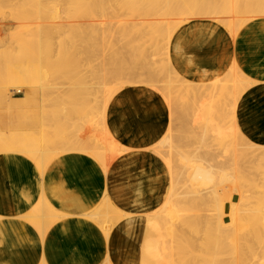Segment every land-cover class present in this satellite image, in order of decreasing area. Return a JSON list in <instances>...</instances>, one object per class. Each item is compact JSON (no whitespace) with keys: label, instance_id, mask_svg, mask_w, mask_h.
<instances>
[{"label":"bare ground","instance_id":"6f19581e","mask_svg":"<svg viewBox=\"0 0 264 264\" xmlns=\"http://www.w3.org/2000/svg\"><path fill=\"white\" fill-rule=\"evenodd\" d=\"M87 1L88 0H64V4H62V7L58 10L59 11H61V10L65 11L66 9L67 10L72 9V11H71V13H72L74 10L73 8H78V12H80V9H79L80 6L85 4ZM94 1H95V4H93ZM49 2H50V0H0V10H2L3 7H7V6H9L11 8L12 7L15 8V12L13 9L12 10L13 13H11V15L13 14L15 16L14 18L19 20L18 22L23 21L25 23V22H27V21H25L26 19L20 20V18L21 19L25 18V17L21 16L25 10V6L27 7V9H29V7L32 8L34 6L37 9L38 13L41 15L43 12L42 11L43 9H45L44 14H46L47 11L48 12L50 11V8L48 9L49 5L46 6V4H48ZM106 2L108 3V5L105 7V5L107 4ZM28 3L29 4L31 3V6ZM87 3H88V5L93 4L94 7L97 5L96 10H94L95 13H98L100 11L99 8L101 9L100 14L103 13L102 15H104L106 13L105 16H102V17H105V18L107 17V20L109 21L107 28L109 27V29H110V24H112V23L115 24L114 22L117 23V20L119 18L120 19L123 18V17L121 18V16H122L121 11H123V10H125L124 12L126 14L123 12L125 15H127L128 17H130L129 15H131V17L133 15L132 18L135 20L138 19L137 16L138 17L140 16V19H142V15H144V16L147 15L146 17H148L149 16L148 14H150V16L152 15V17L149 16L150 18H153L156 14H158L156 17H154L156 20H157V18L159 19L158 16H160V14L161 15L163 14L160 17L163 19H164V17L167 18L166 15H169L168 17L173 16V18H176L177 14L182 15V16H186V17L188 16L189 18L184 17V19H182L183 17L181 16L180 21L173 20L172 17H171L172 18L171 20L167 19L168 21L164 19L163 20L164 22L167 21V23H163L165 25H161L159 20H158L159 23L155 20L157 27L154 26L155 21L153 22V20L151 19L152 20L151 24L154 23V25H152V26H154L153 28L154 29L156 28L155 30L158 31L160 34H162L161 35L162 37L160 36L161 38H159L157 40V44L155 43L156 46L153 44V41H155V40L152 39V43L150 40L146 41L147 44L150 42L149 47H148V45H147V47L149 50H150V47L151 48L153 47L152 50L154 51V53L158 52L160 50L161 52L163 51V53L167 55V58L165 59V60H167L166 61L167 66H166V63L164 62L162 65V68L166 67L165 69H163V72L167 69L166 71L168 74L167 73L166 74H167V77L168 76L169 77L167 78L165 76L166 74H163L162 71H161L162 73H160V74H162V76L163 75L164 76H163V78L162 77L161 78L162 79L165 78L166 80H162V79H161L162 81L161 80H157V81L154 80L151 77V76H154V75H152L153 73L152 74L148 73V74H150L149 75L150 77H147V75L145 73H147L149 71L148 67H150V64L152 62L150 60L152 58L149 57V54L153 55L154 53L153 54L151 53L152 50L150 52L147 51L146 46H144L146 49L144 47H143L144 48L143 49L141 46V50L139 49L140 51L138 50V52H137L136 50L138 48H140V45L133 52V49H131V45H130L131 40H130V41H128V44L130 46H129V48L128 47L127 48L131 49L132 52L129 50V52L131 53L130 54L128 51H127V53L125 51V54L128 56H129V54L133 56V53H134L133 59L129 58L130 61L131 60L134 61V58L137 54L143 55V56L137 55L138 56L137 60L139 58V60L142 59L143 61H145L144 55H146V56L148 55V57L146 59H149L148 60L149 66L148 65H147V67L145 66L146 69L148 70L147 72H146L145 67L143 66V68L145 69V73H143V72L142 73L140 72L139 74L129 73V71L126 70L127 69L126 67L125 68L122 67L124 65H122L121 67L120 66L114 67L111 63H110L112 65L111 69H106V65L100 64V66H98V71H96V72L92 71L93 74H94V72L96 74V76H94L95 80H100V82H98L97 84L95 82V86H93L94 89L91 86L92 87L91 90L93 92L90 91V93L94 94L95 91L97 90V92H98L97 95H95L96 93L94 95H95V99L97 98L96 99L97 103H98L97 105H99V100L101 99L100 100L101 106L98 107L96 105L98 107V108L96 107V109L98 110V111L96 110V112H98V114H99V115L97 114L99 118L95 114L96 115L95 117H97V119H98L95 122L96 124L95 123L92 124L90 121L91 119L89 121L91 123L90 127H92L93 130L96 126L95 129H97V131L99 133L103 134L101 139H99L98 136H97V139L95 138L97 134L95 135V137L92 136L93 138H95L96 140H98L100 142V143L98 142V144H97V145L100 144V146H101L100 150L98 149L99 151L95 150V149H97L96 148L97 145H93V144L96 142V140L92 139V137H89L90 141H88L89 138H87V140H83L84 136L82 139L81 138L79 139L78 136H80V134H82L81 132L83 131L82 129H84V128H80V130L79 129L77 130V128H79V127L76 128L75 123L74 124L70 123L71 125H69V124L67 125L66 123H64V127L62 128L63 124L61 123V125H57V123L59 124V121L57 120L56 123L54 122V124L56 125L55 127L58 129L61 128L63 130V132L61 129L58 130L59 132L55 131L56 128H54L55 129L54 131L57 132V134H56L57 137H58V135H60L59 140L63 139V141L62 142L61 141H55L54 139H57L56 137L54 139H53V137H51V139H53L54 142L50 138H49L50 142L48 141V137H49L48 132L51 130H49V128H47V127H51V126H48L49 124L51 125V123H50V122H52L51 118H53V120L57 119V118H55V116L58 117V115L60 113H62L64 116V112H66L67 110L69 111L67 106H70L69 107L70 110L75 108V107L71 106L72 100H70V99L73 97L72 95H75V93L79 97V90L82 91L83 90L82 86H84L83 85L84 84L83 79H85L87 77V76L86 77L84 76L85 78H83L81 80L82 84H79L80 82H77L78 83V84L76 83L77 86L76 85L72 86L73 90L72 89L71 90L75 91L74 94H72L73 93L72 92L71 95H69V94H67V92L66 93L63 92L62 93L63 97L59 96L60 99L56 98L57 101L55 99V102H53V105L47 106L48 108L44 107V109H43V107L41 106L40 100H38L39 102L37 104H36L37 101L35 102L33 100V102L35 104L34 106L35 107L38 106L37 107L38 114H41V120L40 121L38 120L40 125L37 124V122L35 121L36 119L33 121V123H34L33 125L30 124V122L28 123L29 120L26 121V124H28V126L30 124L32 127L35 125H36L35 127H37L39 125L40 133L37 131L39 133L38 136L40 134L43 135L42 136L43 138L45 136L44 140H42V138L40 136L41 141H38V139H36V138H35V141H34V139H31L33 141L26 142V143L24 141H19L17 143V145L11 146L10 149L7 150V152L5 151L3 153V151L0 150V155L16 152V153L23 154L26 157L28 156L32 161H34L33 158L34 159L36 158L34 156H37V155H38V157H39V155H40V157L44 156V158L42 159L40 166L38 168V171L41 172L42 179L46 178V172H47L46 170H47L48 166L53 161H55L56 159L65 155L68 152H79V153L86 154V155L90 156L93 160L97 161L101 165L102 169H105V171L108 173L111 170L110 168L112 165V161L117 159V157H119V155L123 154L122 153L123 151L127 150L126 147H124L123 145L121 146L116 141V139L114 137L115 134L113 133L112 130H110V128L108 126V113H109L108 112V106L111 103V101L113 100L114 96L116 94H118L120 89L124 88L125 86H129L132 84L135 85V83H139V82L145 83L146 85L149 84L148 87L151 86V87L155 88L156 90H159L163 93V95L166 98V101L169 105L170 121H169V125L167 127V131L158 140L154 141V144H152L151 149L157 155H159V156L161 155L163 157V160L165 161L166 166L168 167L171 175L169 176V179H170L168 182L169 187L166 189V192L163 194L164 199H163L162 203L159 204L157 208H155L154 210H152L149 213H146L145 216L141 217V220L137 224L139 227V230H138L139 235L136 238V243L139 244V247L137 250L136 264H264V215L263 216L261 215V212L262 211L264 212V209L262 211H260V205L264 204L263 203L264 199L260 196H256V192H255V191H261L263 193L264 189L262 188L260 190V189L255 187L256 184H259V186H260V183L262 184V182H259V183L255 182L256 183L255 185L253 184L254 183L253 182L252 184L254 185V187L257 190H252L253 187H252L250 178H247V179H250L249 180L250 182H248V183H245L246 178H245V181L243 180L244 181L243 183L241 181L242 175L240 176V172H241V170H240L241 165L240 164L242 163L243 156L245 155V151H243V150L245 148L246 149L248 148L246 143H248V142L253 143V142L251 140H249L248 137L244 134L243 128L241 127V124L239 122L240 117L238 116V113H239V107L238 106H239V101L242 97V93H244L246 90H248L251 87L253 88L255 85L261 84V82L258 80H255V79H251L252 77L245 74V72L239 68L237 61H235V58H233V57H231L229 60L227 59L224 62H220L221 65L219 67L215 68L214 72H212V73H208V71H206L204 69V74L201 75V78L197 82L188 81V80L184 79L182 76H180L179 72H176V70H175V68L171 62V59H170V54H171V56L174 55V57L176 58V57L180 56L182 54V51L184 50V46H185L184 41L185 40L183 37H177L175 42L172 41L174 36H175L176 31L179 28L177 26H180V24H184V21L189 22L190 18L194 19V17H196V16L200 17L201 15H203L202 17H205V15L208 17V15H209V18H210V16H213V14L214 15L218 14V13L221 14V11H223L222 14H224V12L227 11L228 13H230L229 15L235 14V16H237V19H236L234 25L230 26V29L228 28L230 33H232L233 38H235L236 35L239 33V30H241L248 22L252 21V19L264 17V0H108V1L107 0H98V3L96 0H93L91 3H90V1H88ZM13 4H14V6H13ZM26 4H28L29 6H27ZM119 5L124 6L125 9L123 8L121 10L120 7L122 8V6H119ZM83 6H85V5H83ZM83 6H81V7H83ZM89 7H91V6H89ZM107 7H109V11L105 12V10H107L106 9ZM35 8H34V10H35ZM92 8H93V6L91 7V10H92ZM46 9H47V11H46ZM87 9H88V7L85 10L87 11ZM97 9L99 11H97ZM3 11L4 10H2V12ZM51 11H52V13L50 15H52V16L54 15L55 17H56V14L58 16H59V14H61L60 12L58 14L57 10L51 9ZM31 12H32V10H31ZM35 12L36 11H34V14L36 15L37 12L36 13ZM164 12H165V16H164ZM81 13L82 12H80V14L78 13L79 14L78 16H80ZM119 13H121V14H119ZM153 13H155V15ZM89 14H91L90 11H89ZM100 14L99 15L97 14V15L99 17H101ZM54 16L52 18H54ZM58 16H57V18H54L55 20L57 19L56 22L54 19L53 20L51 19L53 22H55V24L52 23V21L51 22L46 21V19H44L43 21L42 20L38 21V24H37V22L36 23L34 22V24L37 25L38 31L36 30V27L34 29H32L34 26H32V28H29V26L31 27V25L28 26L26 33H27V31H29L28 29H31L29 31V33L32 32L34 35H36L35 31H37L38 36L41 37V34H42V40H41V38L39 39L38 36L36 35L37 40L35 39L33 41L31 39L30 41H32L33 45L31 43L32 46L27 47V48L30 47L31 49H27V50H24L21 47V44H23V43L19 40L20 41V47L22 50L20 49L19 53L13 54V55H17L18 59L16 57H14L11 54V52L9 53V51L5 50V52L4 51H1L2 53L0 52L1 58H2V55H5L4 53L8 52V54L5 55V59L8 57V60H9L8 61L9 64L6 65L4 63L5 66H3V64L2 65L0 64L1 65L0 71L2 72L3 71L2 69H6V70L8 69V71L5 70V73H4L5 78L7 76L6 81L8 83L14 81L17 84H19L18 85L19 87L17 89L16 88L15 89H13V88L8 89L9 92H10V90H12L15 93H21L20 89L22 87L27 88V86H30L31 91H33L32 94L35 93L34 91L37 88L38 93L41 92L42 95L44 94V97L46 94H48V95H46L47 97H45V98L43 97V99L49 98V96H50L49 91L54 88L50 84L53 80L50 78L51 82H49L48 80H50V79H48V77H45L44 79L41 78V76L39 77L38 75H36V71H38L40 68L48 67V66H45L43 64L48 63L50 61V59H52L53 54H54V59L56 58L57 53L56 54L53 53L54 50L52 49L53 50L52 51L50 47L48 49L47 48L48 44L45 47L44 43L47 42V40H46L47 37H43V34L49 33V29L50 30L55 29L56 31H58L59 29H61L62 25L65 27V25L63 24L65 22V19L60 20L61 22H63L61 25L56 24V23H58V20H59ZM64 16H65V14H64ZM224 16L226 17L227 15L224 14ZM33 17H34V15H33ZM134 17H136V18H134ZM146 17H145V19H147ZM30 18H31V16H30ZM50 18H51V16H50ZM62 18H63V16H62ZM65 18H67V17H65ZM76 18L78 19V17H76ZM177 18L179 20L178 16H177ZM211 18H213V17H211ZM220 18H223V16ZM79 19L81 20V17H79ZM100 19H102V18H100ZM223 19H225V18H223ZM47 20H49V19H47ZM231 20L233 21V18L230 19L229 22ZM139 21H140V23L138 21H135L136 25H134V26H132L134 24L133 23L134 21H131L132 23L129 22L131 24L129 28L136 31V29L138 28V25H139V27L141 26V28L137 29L138 33L137 32L135 33V31L133 32L132 30H130V32L132 31L134 34L132 32H131V34H133V35L142 34V37H140V40L142 41V40H145V39H143L144 35L146 36V34H145L146 32H143L144 28L146 27V21H144L145 25H143V24L141 25L142 21L141 20H139ZM147 21H149V20L147 19ZM224 21H221V23L225 24V22L227 20L225 22ZM232 21H231V24H233ZM74 22L75 21L73 20L72 23L74 24ZM161 22H162V20H161ZM217 22H218V20H217ZM84 23H83V25H84ZM73 24H72V26H73ZM78 24L80 25V23H78ZM1 25L2 24H0V26ZM67 25H68V23H67ZM76 25H77V22H76ZM104 25H105V23H104ZM148 25H150L149 22H147V26ZM226 25L228 26V24H226ZM115 26H116V24H115ZM142 26H143V28H142ZM152 26H151V30H152ZM64 27H62V28L64 29ZM118 27L119 26H117V28ZM124 28L128 29V27H124ZM147 28L148 27H146L145 30H147ZM167 28H168V30H167ZM1 29H2V27H1ZM22 29H23V25H22ZM77 29H79V26ZM91 29H93V28H91ZM113 29H115V27ZM141 29H143L142 32H141ZM173 29H174V31H169V30H173ZM105 30H106L105 31V33H106L107 29H105ZM115 30H112V29L109 30V32L112 34V36L115 35V32H116ZM119 30H120V28L117 31H119ZM149 30H150V28H149ZM43 31H46V32L43 33ZM70 31L72 32V30H70ZM112 31H114V32H112ZM63 32L65 33V31H63ZM75 32H77V34H78V30H76ZM98 32H100V30ZM102 32H100V34H104ZM120 32H121V30H120ZM149 32L152 33V31H149ZM149 32H148V34H149ZM68 33L69 32H67V34ZM113 33H114V35H113ZM122 33H123V30H122ZM33 34L31 35L32 37L34 36ZM81 34H83V36H85L86 33L84 34V31H83V32H81ZM51 35H52V33L50 34V36ZM79 35H80V33L78 34V36ZM139 35H138V37H139ZM31 36H29V37H31ZM69 36H71V34H69ZM59 37H60V35H59ZM61 37H63V36L61 35ZM61 37H60V39H61ZM74 37H72V38L74 39ZM100 37H102V36H100ZM33 38H35V36ZM63 38H65V36ZM86 38H87L86 36L83 38L79 37L80 40H83V39L85 40ZM133 38H132V41L134 40ZM44 39H45V42H44ZM50 39L52 42V38H50ZM79 39L76 38L74 40V41H76V44H78L76 46L78 52H76V50H75L74 52H76V53L74 55L77 54L78 57H81L80 53H82L84 55V53L85 52L87 53L89 49H88V46L85 44H83V45L86 47V49L84 46H81L80 44H82L83 41L80 43ZM137 40H139V39H137ZM48 41H49V37H48ZM68 41H67V43H68ZM120 41L121 40H119L118 42H120ZM69 42L71 43V40ZM70 43H68L69 47L71 46ZM106 43H109V41L107 40ZM141 43H144V41ZM73 44H75V43H73ZM132 45H133V42H132ZM2 46H3V44H2ZM134 46L137 47L136 43ZM51 47H53V46H51ZM64 47H66V45H64ZM69 47H67L68 50L70 49ZM81 47H84V50L83 51L81 50L82 52L79 53V48H81ZM11 48H13V47H11ZM127 48H125V49L127 50ZM47 49H48V51H50L49 52L50 55L48 52H46ZM60 49L62 52V48H60ZM67 49H65V50H67ZM12 50H15V48H13ZM57 50H58V48H57ZM92 50H94V49H92ZM92 50H89V51L91 52ZM100 50H101V47H100ZM142 50H145L147 53L148 52L149 53L145 54V51H142ZM25 52H26V54H25ZM61 52H59L60 54L58 53L60 57H57V58L62 59L63 64L65 62L67 64L66 59L69 56H67V57L63 56L64 52H66V51H64L63 54H61ZM69 52H70V50H69ZM72 52H73V49H72ZM72 52H70V54ZM139 52L142 54H139ZM78 53L80 56L78 55ZM118 53L119 52H117V54ZM159 53L158 54L156 53V54L159 56ZM93 54H95V53H93ZM119 54H120L119 56L122 59L116 55L115 58H117V60H113L115 63L117 62L116 64H119L118 61H120V60H118V59H121L124 61L123 57L125 56V54H122L121 52ZM18 55H22V56L19 57ZM27 55H29V56L27 57ZM157 55H155V56H157ZM11 56L16 58L17 59L16 61L18 63L16 61H15V63L12 62L15 59H13ZM89 57L90 56L88 55V58ZM140 57H142V58H140ZM162 57L163 56L161 54V58ZM57 58L55 60L58 64L59 59H57ZM125 58L128 59V57H126V56H125ZM47 59H49V61H47ZM74 59L75 58H72L73 61L76 60V59L75 60ZM64 60H66V61H64ZM10 61H11L12 65L10 64ZM52 61H50V63H54V65H55L56 64L55 61H53V62ZM158 61H161V60H158ZM5 62H6V60H5ZM8 62H6V63H8ZM69 62H71L70 63L71 66L74 63L72 61H69ZM131 62H126V60L124 61V63H127L126 65H128L129 67L131 64H133ZM157 63H156V65H157ZM160 63L161 62H159V64ZM61 64H60V66L63 65V64L62 65ZM80 64H81V62L79 63V65ZM161 64L158 66V68L156 66H154V69H152L153 66L150 67V70L155 72L154 73L155 76L157 74L159 76L158 70H162V69H160ZM107 65H109V64L107 63ZM134 65L135 64H133V66L132 65L131 66L133 68H135ZM141 65H143L142 62L140 63L139 67H141ZM152 65H153V62H152ZM71 66H67L66 68H64L65 65H63V68L66 70L68 67H70V69H71L72 68ZM73 66H75V67H73L72 69H75V70H72V69L67 70V72L71 73V75L69 77H71V76L74 77V75H73L74 72L76 71L75 72V74H76L77 70L79 69V68L76 69V65L73 64ZM132 67H130L131 71H132ZM140 70H142V69H140ZM60 71L62 72V70H60ZM58 74H59V72H58ZM79 74H81V72ZM1 75H2V73H0V77H1ZM91 75L92 74H90V76ZM144 75L147 78L146 77L145 78H143V77L139 78V76L141 77ZM76 76H77V74L75 75V77L73 79L74 84L76 82L75 81ZM158 76H157V78H159ZM133 77H135V78H133ZM136 77H138V79ZM2 78L4 79V77H2ZM54 78H55V76H54ZM60 78H62V77H60ZM71 79L69 78V80H71ZM92 80H94V79H92ZM6 81H5V84L7 83ZM88 81H87V83H88ZM1 87H3L2 84H1ZM7 88H11V86L7 85ZM98 88L101 92L98 91ZM3 89H5V88H3ZM71 90L69 92H71ZM76 90H78V91H76ZM52 91H51L52 93L56 92V91L54 92V90H52ZM84 92L88 93V91L84 90L83 94H84ZM101 93H102V95H101L102 97L100 99H98V97L100 96ZM2 94L4 95L3 96L4 98L10 99V101L13 104L20 102V101L15 100V96H11V94L7 95V94H4V92ZM26 94H27V92H26ZM32 94H30V95L32 96ZM80 94H82V92ZM87 95L89 98H90V96L92 97L91 94L90 95L87 94ZM218 95H221V97L220 96L218 97ZM29 97H28V101L31 98V97L30 98ZM83 97H86V96H83ZM88 97H87V99L86 98L84 99L85 100L84 102H87V103H84V102L83 103L90 105L89 103H91L93 98H90V100H91L90 101ZM36 99H38V98L36 97ZM68 100H70V103ZM87 100H89V102ZM67 103H69V104H67ZM31 104H30V107H31ZM84 104L82 107L79 108L80 110L84 107ZM90 106H92V105H90ZM51 108H53V110ZM33 111L36 112L35 109ZM35 112H34V114L32 113L33 116L36 115ZM86 112H87V114H90V112L88 113V110ZM66 113H68V112H66ZM78 114H80V113H78ZM19 115L16 116L17 119H19L18 118ZM20 116L23 119V117H22L23 114H21ZM88 116H89L88 118H90V115H88ZM10 118H11V120H10ZM10 118L8 117L5 120V124H7L6 127L4 126L5 128L4 127L0 128V143L6 139L7 135L11 131L15 130L16 124L13 123L14 117H13V119H12V117H10ZM47 118L50 119L51 121L47 120ZM44 119H46L47 121ZM72 119L73 118H71V120ZM62 120H60V122H62ZM10 121H12V122H10ZM45 121H46V123H45ZM66 121H68V120L66 119ZM94 121H92V122H94ZM87 122H88V120H87ZM21 124L24 125L23 128L28 130L27 125L25 127V122H23ZM65 125L68 126V129L66 128ZM79 125H81V124H78V126ZM93 125H94V128H93ZM11 127H12V129H11ZM69 127L72 128V130H70ZM51 129H53V128L51 127ZM69 130L71 132V136L69 135V133H70V132H68ZM44 131H46L45 134H44ZM64 131H65V133H64ZM97 131H95V132H97ZM7 132H9V133H7ZM29 132H30V130H29ZM33 132H34V130H33ZM27 133H28V131H27ZM20 134H22V136H23L26 134V132L24 133L22 131ZM61 134L63 136L66 134V136H65L66 139H65V137L62 138L63 136L61 137ZM46 135H47V137H46ZM67 135L69 137H67ZM29 136H30L29 138H31L32 135H29ZM50 136H51V134H50ZM26 137H24V139L26 138V140H27L28 136H26ZM75 137H77V139H74ZM86 137L87 136H85V139H86ZM64 139H65V141H64ZM45 140H47V142H45ZM78 140H80V142ZM91 140H94L95 142L93 141L94 143L92 144ZM243 142H246V143L243 144ZM255 144L257 147L254 144L251 147L248 143V146H250V148H252L251 151L253 149L255 150V151L253 150L254 152H250V153H252V156H251V158L249 156V159H248L249 163L246 161L245 158L244 159L247 162V164H250L249 167H251V165H253V167H256V168L258 167V169H261L260 172L257 171L258 169L256 170L259 173V174L256 173V175L257 176L261 175L262 180H263L264 179V170H262V169H264V145H260L257 143H255ZM242 145H244L243 150H242ZM93 146H95V148H93ZM250 148H248V149H250ZM242 151L244 153V154L242 153L243 156L241 155ZM248 153H249V150H248ZM41 155H43V156H41ZM244 164L246 165L245 162H244ZM247 167H248V165H247ZM249 167H248V170H249ZM248 170H247V173H246V169H245V171H244V169L242 171L245 172L244 174L250 175V173H248ZM169 171H168V174H169ZM252 173H254V172H252ZM255 179L256 178L254 177V180ZM258 179H259V177H257V180ZM249 183H250L252 189L250 188ZM143 186L149 187V185H147L145 183V181H141V184H140L141 195H144V193H145ZM261 186H263V184ZM150 191H152V189ZM257 195H259V194H257ZM235 197L237 198V201H232ZM101 198H102V200H100L98 202L94 201L93 203H91L89 206V209H87L85 211V213H83L81 216L88 218L91 222L95 223L97 226H99L101 228V230H102L101 241H102L103 245H106V247H109L112 230L115 228V226L119 222L124 220V218L128 217V214L116 206V204L114 203V201L112 199L111 192L109 193L107 189L104 191V195H102ZM224 201H226V203L229 206L228 210H227V206L225 204H222V202H224ZM33 209H38V211L40 210V213L38 215H33L32 213H29L25 218L29 219L30 223L34 224V226L39 228L41 230V233L43 236L46 235L48 230H50L51 225H53V224L54 225L55 224L60 225L65 229L67 227H71V228L74 227L75 229H78V230L80 229L79 228L80 227L79 226V224H80L79 213L77 212L73 216V219H70V217H72V216L65 214L64 212H61L58 209H56V207L51 203L48 196L44 192L40 197L39 204H37V206ZM261 209H262V207H261ZM32 211H34V210H32ZM258 212H260V216L258 215ZM224 219H226L227 222H223ZM10 224H12V220H9V222H7V221L3 220V218L0 216V229L4 226L10 225ZM186 231L190 232L191 234L193 233V235L188 236V233ZM88 232L90 234L93 233L91 228L88 230ZM190 233H189V235H190ZM194 236H195V238H194ZM42 240H43V242L45 241V239H42ZM40 264H41V262H40ZM42 264H48V263L46 262V260H44V262L42 261ZM103 264H116V261L114 259H112L111 257H109V254H108L106 257V260Z\"/></svg>","mask_w":264,"mask_h":264},{"label":"crops","instance_id":"0c3cea01","mask_svg":"<svg viewBox=\"0 0 264 264\" xmlns=\"http://www.w3.org/2000/svg\"><path fill=\"white\" fill-rule=\"evenodd\" d=\"M177 37L185 40L182 54L172 56V64L179 74L202 75L204 69L212 73L220 62L233 57L245 74L261 82L255 85L239 111L247 133L261 134L264 130V17L252 19L233 39L215 24L203 20L184 24L172 41ZM21 99L24 98L15 97L17 101ZM108 112L110 130L127 149L108 173L90 156L68 152L48 166L46 178L42 179L28 156L16 152L0 155V216L7 222L12 220V224L0 229V264H42L44 260L48 264H103L108 254L116 264H136L137 224L162 203L169 187L167 167L151 149L166 131L168 113L161 97L145 89L124 91L112 101ZM141 181L149 185L143 186L144 195H141ZM106 189L116 206L128 214L112 230L109 247L101 241V228L81 216L91 203L102 200ZM43 192L56 209L71 215L70 219L79 213V230L53 224L43 236L25 218L39 204Z\"/></svg>","mask_w":264,"mask_h":264},{"label":"rangeland","instance_id":"374dc122","mask_svg":"<svg viewBox=\"0 0 264 264\" xmlns=\"http://www.w3.org/2000/svg\"><path fill=\"white\" fill-rule=\"evenodd\" d=\"M88 1H90V3L93 1V0H88ZM87 1V2H88ZM97 1V3H98V0H96ZM108 1V0H107ZM85 3V4H83V5H85V6H83V5H81V6H83V7H81L80 6V12H82L81 13V15L80 16H78L79 14H80V12H78V8H73L74 10H73V12L71 13V11H72V9L71 10H65V11H63V10H61V11H59L58 9H60L61 7H62V4H64V0H50V2L48 3V4H46V6L47 5H49V7H48V9L50 8V11L48 12L47 11V9H46V14H44L45 12V9H43L42 11V14L40 15L39 13H38V11H37V9L33 6L32 8H30L29 7V9H27V7L25 6V10H24V12H23V14L21 15V16H23V17H25L24 19H21L20 18V20H25V21H27V22H23V21H20V22H18L19 20L18 19H16V18H14L15 16L13 15H11V13H13V9H14V12H15V8H11V7H9V6H7V7H3V9L2 10H4L3 12H2V10H0V24H2L1 26H0V52L1 51H4L5 52V50L6 51H9V53L11 52V54L13 55L14 53H19V51H20V49H21V47L24 49V50H27V49H31L30 47L33 45V43H32V41H30L31 39L34 41L35 39H36V35H37V31H38V28H37V25H35L34 24V22L36 23L37 22V24H38V21H43L44 19H46V21H52L54 18H57V14H56V17L54 16V18H52L53 16L52 15H50L51 13H52V11H51V9H53V10H57V12H58V14H59V12L61 13V14H59V16H58V23H56V24H58V25H61L63 22H61L60 20L62 19V20H64L65 19V22L63 23L64 25H65V27L62 25L61 26V29H59L58 31H56L55 29L54 30H50L49 29V33L51 34L52 33V35L50 36V34L49 33H44V32H46V31H43V37H47V42H45V39H44V44H45V47H46V45L48 46L47 48L49 49V47L51 48V50L53 51V53H57L56 54V58L57 57H60L59 56V52H61V49L60 48H62V52H61V54H63V52L64 51H66V52H64V55L63 56H69V57H67V64H66V62L63 64V60L62 59H60V58H57V59H59L58 61H59V65L57 64V62H56V58L54 59V54H53V57H52V59H50V61H55V65H54V63H50V61H49V59H47V61H49L48 63H44L43 65H45V66H48V67H46V68H44L43 66V68H40L38 71H36V75H38L39 77L41 76V78H45V77H48V79H52L53 81L51 82V79L50 80H48L49 82H51L50 84L54 87L52 90H54V92L55 93H52L53 91L52 90H50L49 92V98L47 99H43V97H44V94L42 95V93L41 92H39L38 93V90H37V88H36V90L34 91L35 93L34 94H32L33 93V91H31V87L30 86H27V88L26 87H22L20 90H21V93H15L14 91H12V90H10V92H9V90L8 89H17L19 86V84H17L16 82H14V81H12V82H10V83H8L7 81H6V78H7V76H6V78H5V70L6 69H2L3 71L1 72L0 71V73H2V75H1V77H0V128H3L4 126L6 127V125L7 124H5V120L9 117H12V119H13V117H14V119H13V123L14 124H16L14 127H15V130L14 131H11L10 133L9 132H7V133H9L8 135H7V137H6V139L5 140H3L0 144V150H2L3 151V153L6 151L7 152V150H9L10 149V147L11 146H15V145H17V143L19 142V141H24L25 143L26 142H31V141H33V140H31V139H34V141H35V138L36 139H38V141H41L40 140V136H41V138H42V140H44V138H45V136H44V138L42 137L43 135H39L38 136V134L40 133V128H39V125H40V123H39V121L41 120V114H38V112H37V107H35L34 105V102H33V100L36 102V104L39 102L38 100H40V103H41V106L43 107V109H44V107H47V106H51V105H53V102H55V99L56 98H58V99H60L59 98V96L60 97H63L62 95V93L63 92H67V94H69V95H71V93L72 94H74V92L75 91H72L73 89V87L72 86H77V82H80L79 84H82V82H81V80L83 79V78H85L86 76L88 77H86L85 79H83L84 81H83V85L84 86H82L81 88L83 89L82 91L81 90H79V97H78V95L75 93V95H72L71 97V99L70 100H72V104H71V106H73V107H75V108H73V109H71L70 110V106H67V108L69 109V111L67 110L66 112H68V113H66V112H64V116H63V114L62 113H60L59 115H58V117L57 116H55V118H57V119H55V120H53V118H51V120H52V122H50L51 120L50 119H48L47 118V120H50L49 122L51 123V125L49 124L48 126H51L53 129H51V127H47V128H49V130H51V131H49L48 132V134H49V137H48V141H49V138L51 139V137H53V139L56 137L57 139H54L55 141H63V139L62 140H59V137H60V135H58V137L56 136V134H57V132H59L58 130H60L61 128H56L55 126V124H54V122L56 123L57 122V120L59 121V124L57 123V125H61V123L63 124V126H62V128L64 127V123H66L67 125L69 124V125H71L70 123H72V124H74L75 123V125H76V128L77 127H79V128H77V130L79 129L80 130V128H84V129H82L83 131L81 132L82 134H80V136H78L79 137V139L81 138H83V136H84V138H83V140H87V138H89V137H95V135H96V139H97V136H98V138L99 139H101L102 138V135L103 134H101V133H99L98 131H97V129H95L96 128V126H95V128H94V125H93V128H94V130L95 131H97V132H95L93 129H92V127H90L91 126V123L92 124H94L95 122H96V120H98L97 119V117H98V112H96V107L98 106H101L100 105V98L102 97L101 95H102V93L100 94V96L98 97V99H100L99 100V105H97L98 103H97V98L95 99V95H97V90L95 91V95L93 94V93H90V91H92L91 89H92V87L93 86H95V82H96V84L98 83V82H100V80H95L94 78H92L93 76H96V74H95V72L96 71H98V66H100V64L101 65H106V69H111L112 68V65L115 67V66H122V65H124V66H122V67H126L127 69L126 70H128L129 71V73H134V74H139L140 72L142 73H145V69H146V67H147V65L149 66V62H148V60L149 59H146L147 57H148V55L146 56V55H144L145 56V58H144V60L146 61H143L142 59L141 60H139V58H138V60H137V57L138 56H143V55H136L135 56V58H134V61L133 60H131L130 61V59H133V56H134V53H133V56L132 55H130L131 53L129 52V50L132 52V50L131 49H133V52H134V50H136L138 47H139V45H140V48H138L136 51L138 52V50L140 49L141 50V46H142V48L144 47V46H146V50L147 51H151L152 50V48L150 47V50L148 49V47H149V43L147 44V42L146 41H148V40H150L151 41V43H152V39L153 40H155V41H153V44L155 45V43L157 44V40L159 39V38H161L162 36V34H160L158 31H156L153 27L154 26H156L157 24H156V21L158 22V20H159V22H160V24L161 25H165V24H163V23H167V21L168 20H171L172 18H173V16H170V17H168L169 15H166L167 16V18H165L164 17V19L165 20H167L166 22H164L163 20V18H160L162 15L160 14V16H158L159 17V19L157 18V20L154 18V17H156L158 14H156L155 15V13H153L155 16L153 17V18H150V17H152V15L150 16V14H148L149 16L148 17H146V16H144V15H142V19H140V16L138 17L137 16V18L139 19V20H141L142 22H141V25L143 24V25H145L144 23V21H146V27H148L147 28V30H145V28H144V30L143 29H141V32H142V30H143V32H146L145 34H146V36L144 35V37H143V39H145V40H140V37H142V34H138L139 35V37H138V35H133L134 33V31L135 30H132V29H130L129 27H130V23L129 22H131V21H134L133 23V25L132 26H134V25H136V23H135V21H138L139 23H140V21L137 19V20H135V19H133L132 17H133V15H132V17H131V15H129L130 17H128L127 15H125L126 13L124 12L125 10H123V11H121L122 12V16H121V18L122 19H118L117 20V23L116 22H114L115 24H116V26H115V24H110V29H112V30H115L116 32H115V35H114V33H113V35L114 36H112V34L109 32V27L107 28V25H108V20H107V17L105 18V17H102V16H105V14L104 15H102V14H100L101 13V9L99 8V10L97 9V11H99L98 13H95L94 12V10H96V6L94 7V5L93 4H95V1L93 2V4L91 5V4H89L88 5V3ZM107 3V2H106ZM105 3V4H106ZM19 4V3H18ZM29 4V3H28ZM28 4H26L27 6H31V3L28 5ZM16 5V4H15ZM108 5V3L105 5V7ZM13 6H14V4H13ZM89 6H93V8H92V10H91V7H89ZM119 6H122V5H119ZM118 6V7H119ZM88 7V9H87V11L85 10L86 8ZM34 8H35V10H34ZM83 8V9H82ZM125 9V7L124 6H122V8L120 7V9L122 10V9ZM6 9V10H5ZM107 10H105V12H107V11H109V7H107L106 8ZM118 9V8H117ZM116 9V10H117ZM119 9V10H120ZM222 9V8H221ZM28 10V11H27ZM31 10H32V12H31ZM39 10V9H38ZM84 10V11H83ZM111 10V9H110ZM118 10V11H119ZM12 11V12H11ZM34 11H36L35 13H36V15L34 14ZM89 11H90V13L91 14H89ZM92 11V12H91ZM117 11V12H118ZM29 12V13H28ZM79 14H78V13ZM120 12V11H119ZM125 14H124V13ZM31 13V14H30ZM33 13V14H32ZM67 13V14H66ZM88 13V14H87ZM177 13V12H176ZM223 13V11H221V14L220 13H218V14H213V16H210V18H209V15H208V17L205 15V17H202L203 15H201L200 17H198V16H196V17H194V19L193 18H190V21L189 22H191V21H195V20H203V21H208V22H210V23H212L213 25L215 24V26L216 27H219V28H221L224 32H226V34H228L231 38H233V35H232V33H230V31L228 30V28L230 29V26H232V25H234V23H235V21H236V19H237V16H235V14H231V15H229L230 13H228L227 11L226 12H224V14H226L227 16L225 17L224 16V14H222ZM228 13V14H227ZM64 14H65V16H64ZM86 14V15H85ZM100 14V16L101 17H99L98 15ZM119 14H121V13H119ZM33 15H34V17H33ZM93 15V16H92ZM30 16H31V18H30ZM50 16H51V18H50ZM62 16H63V18H62ZM98 16V17H97ZM127 16V17H126ZM136 16V15H135ZM164 16H165V12H164ZM176 16V15H175ZM177 16L179 17V20H178V18H177ZM177 16H176V18H173V20H177V21H180V17L182 16V15H179V14H177ZM223 16V18H225L228 22H229V20L230 19H232L233 18V21H232V23L233 24H231V21L228 23L225 19H223V18H220V17H222ZM233 16V17H232ZM22 17V18H23ZM65 17H67V18H65ZM71 17V18H70ZM76 17H78V19L76 18ZM79 17H81V20L79 19ZM90 17V18H89ZM145 17L149 20V21H147V19H145ZM172 17V18H171ZM183 18L182 19H184V17L185 18H189L188 16L186 17V16H182ZM211 17H213V18H211ZM18 18V17H17ZM43 18V19H42ZM73 18V19H72ZM96 18V19H95ZM98 18V19H97ZM100 18H102V19H100ZM126 18V19H125ZM132 18V19H131ZM134 18H136V17H134ZM150 18V19H149ZM205 18V19H204ZM47 19H49V20H47ZM52 19V20H51ZM67 19V20H66ZM104 19V20H103ZM106 19V20H105ZM125 19V20H124ZM153 20V22L155 21V25H154V23L153 24H151L152 23V20ZM220 19V20H219ZM223 19V20H222ZM55 20V19H54ZM57 20V19H56ZM56 20H55V22H56ZM75 21L74 22V24L72 23V21ZM84 20V21H83ZM161 20H162V22H161ZM217 20H218V22H217ZM227 22H225V21ZM70 21V22H69ZM80 21V22H79ZM99 21V22H98ZM119 21V22H118ZM126 21V22H125ZM221 21H224L225 22V24L223 23H221ZM4 22V23H3ZM55 22H53L52 21V23H54L55 24ZM76 22H77V25H76ZM85 22V23H84ZM88 22V23H87ZM103 22V23H102ZM121 22V23H120ZM147 22H149L150 23V25L152 26V25H154V26H152V30H151V26L150 25H148L147 26ZM158 22V23H159ZM189 22H186V21H184V24H187V23H189ZM31 23V24H30ZM67 23H68V25H67ZM78 23H80V25L78 24ZM83 23H84V25H83ZM104 23H105V25H104ZM107 23V24H106ZM132 23V22H131ZM138 23V24H139ZM183 23V22H182ZM71 24V25H70ZM72 24H73V26H72ZM118 24V25H117ZM159 24V25H160ZM184 24H180V26H177V27H181V26H183ZM221 24V25H220ZM226 24H228V26L226 25ZM22 25H23V29H22ZM29 25H31V27L29 26ZM70 25V26H69ZM112 25V26H111ZM127 25V26H126ZM129 25V26H128ZM226 25V26H225ZM28 26H29V28H32V26H34L32 29H34L35 27H36V30L37 31H35L36 33V35H34L32 32V34L35 36V38H33L31 35V33H29V31L31 30V29H28L29 31H27V33H26V30H27V28H28ZM78 26H79V29H77L78 28ZM82 26V27H81ZM106 28H105V27ZM117 26H119L118 28H117ZM123 26V27H122ZM131 26V27H132ZM1 27H2V29H1ZM26 27V28H25ZM62 27H64V29L62 28ZM70 27V28H69ZM107 29V32L105 33V29ZM115 27V29H113ZM124 27H128V29H126V28H124ZM157 27V26H156ZM176 27V28H177ZM90 28V29H89ZM91 28H93V29H91ZM99 28V29H98ZM120 28V30H121V32H120V30L119 31H117L118 29ZM138 28H141V26L139 27V25H138ZM137 28V29H138ZM142 28H143V26H142ZM149 28H150V30H149ZM175 28V29H176ZM178 28V29H179ZM63 29V30H62ZM137 29H136V31H135V33L137 32ZM154 29V30H153ZM62 30V31H61ZM69 30V31H68ZM70 30H72V32L70 31ZM76 30H78V34L80 33V35L78 36V34H77V32H75ZM84 31V34H85V36L88 38H86L85 40L83 39V40H80L79 39V37L81 38H83V37H85V36H83V34H81V32H83ZM96 30V31H95ZM100 30V32H102V33H104V34H100V32H98ZM122 30H123V33H122ZM126 30V31H125ZM130 30H132L131 32L133 33V34H131V32H130ZM167 30H168V28H167ZM63 31H65V33L67 34V32H69L67 35L63 32ZM130 33H129V32ZM149 31H152V33L151 32H149ZM169 31H174V29L173 30H169ZM12 32V33H11ZM54 32V33H53ZM77 34H75V33ZM110 34H109V33ZM112 32H114V31H112ZM140 32V31H139ZM140 32V33H141ZM148 32H149V34H148ZM154 32V33H153ZM156 32V33H155ZM110 35H108V34ZM118 33V34H117ZM138 33V32H137ZM64 34V35H63ZM69 34H71V36H69ZM98 34V35H97ZM121 34V35H120ZM125 34V35H124ZM152 34V35H151ZM45 35V36H44ZM59 35H60V37H61V35L64 37L65 36V38H63V37H61V39H60V37H59ZM75 37H74V36ZM148 35V36H147ZM27 36V37H26ZM29 36H31V37H29ZM38 36V35H37ZM100 36H102V37H100ZM116 36V37H115ZM154 36V37H153ZM161 36V37H160ZM48 37H49V41H48ZM72 37H74V39L72 38ZM98 37V38H97ZM119 37V38H118ZM134 37V38H133ZM137 37V38H136ZM38 38L40 39L41 38V40H42V34H41V37L40 36H38ZM50 38H52V42H51V39ZM69 38V39H68ZM79 39L78 41L81 43L82 41H83V43L82 44H80L81 46H84L83 44H85V45H87L88 46V49L89 50H92V49H94V50H92L91 52L88 50V52L86 53H84V55L82 54V53H80V52H82L83 50H84V47H81V48H79V53H80V55H81V57H78L77 56V54L76 55H74L76 52H78L77 51V45L78 44H76V41H74L75 39ZM132 38L134 39L133 41H132ZM148 38V39H147ZM38 39V40H39ZM97 39V40H96ZM105 39V40H104ZM110 39V40H109ZM121 40L120 42H118L119 40ZM124 39V40H123ZM136 39V40H135ZM137 39H139V40H137ZM142 39V38H141ZM12 40V41H11ZM24 44H21V47H20V41ZM37 40V39H36ZM69 40H71V43L68 41V43H70V47H69V44L67 43V41ZM104 40V41H103ZM109 41V43H106V41ZM112 40V41H111ZM117 40V41H116ZM133 42V45H132V42ZM3 41V42H2ZM26 41V42H25ZM73 41V42H72ZM95 41V42H94ZM128 41H130V45H131V49H128L129 48V44H128ZM137 41V42H136ZM144 41V43H141V42H143ZM13 42V43H12ZM78 42V43H79ZM85 42V43H84ZM92 42V43H91ZM118 42V43H117ZM31 43H32V45H31ZM52 43V44H51ZM73 43H75V44H73ZM116 43V44H115ZM135 43H136V46L137 47H135L134 45H135ZM2 44H3V46H2ZM89 44V45H88ZM94 44V45H93ZM96 44V45H95ZM123 44V45H122ZM15 45V46H14ZM64 45H66V47H64ZM75 45V46H74ZM147 45H148V47H147ZM28 46H30L29 48H27ZM51 46H53V47H51ZM60 48H59V47ZM123 48H121V47ZM135 48H134V47ZM156 46V45H155ZM11 47H13V48H15V50H12L13 48H11ZM56 49H55V48ZM64 47V48H63ZM67 47H69L70 49V52H72V49H73V52L70 54V52H69V50L67 49ZM96 47V48H95ZM100 47H101V50H100ZM128 47V48H127ZM57 48H58V50H57ZM72 48V49H71ZM106 48V49H105ZM125 48H127V50L125 49ZM143 48V49H144ZM48 49L46 50V52H50V51H48ZM65 49H67V50H65ZM85 49H86V47H85ZM22 50V49H21ZM56 50V51H55ZM76 50V52H74ZM82 50V51H81ZM120 50V51H119ZM139 50V51H140ZM29 51V50H28ZM68 51V52H67ZM100 51V52H99ZM125 51H126V53H127V51L130 53H128L129 54V56L128 55H126L125 54ZM142 51H145V50H142ZM3 52V53H4ZM32 52V51H31ZM108 52V53H107ZM117 52H121L122 54H125V56L126 57H128V59H126L125 58V56L123 57V59H124V61L126 60V62H131V63H133V64H135L134 65V67L135 68H133L132 66H133V64H129L130 65V67H132V71H131V68L128 66V65H126L127 63H124V61L123 60H121L122 58L119 56L120 54L118 53L117 54ZM136 52V53H137ZM148 52V53H149ZM160 52V53H159ZM2 53V52H1ZM30 53V52H29ZM59 53V54H58ZM79 53H78V55H79ZM93 53H95V54H93ZM101 53V54H100ZM135 53V54H136ZM144 53V52H143ZM146 51H145V54H148ZM151 53L153 54L154 53V51L152 50L151 51ZM159 53V56L157 55V54ZM5 55L6 54H8V52L7 53H4ZM10 54V55H11ZM25 54H26V52H25ZM90 56L89 58H88V55ZM98 54V55H97ZM121 54V55H122ZM139 54H142V53H140L139 52ZM157 55V56H155V55ZM153 55H151V54H149V57L150 58H152V59H150L152 62H153V65H152V62H151V64H150V67H152V69H154V66H156L157 68H158V66L161 64V68L160 69H162V70H158L159 71V76H158V74L155 76V72H153V71H151L150 70V67H148V70L146 69V75H147V77H150L149 75L150 74H152V75H154V76H151L154 80H161L162 78H163V76H162V74H160V73H162L163 72V69H165V68H162V65H163V63L165 62L166 63V61L167 60H165L166 58H167V55L166 54H164L163 53V51L161 52L160 50L158 51V52H155ZM161 54H162V58H161ZM2 55V54H1ZM5 55H2V58L0 57V64L2 65L3 64V66H5V64L7 65V64H9V60H8V57L5 59ZM49 55H50V53H49ZM71 55V56H70ZM75 57H74V56ZM79 55V56H80ZM87 55V56H86ZM116 55L117 56H119L121 59H118V60H120V61H118L119 62V64H116L113 60H117V58H115L116 57ZM14 57H16L17 59H18V57H17V55H13ZM19 57L20 56H22V55H18ZM29 55H27V57H28ZM153 56V57H152ZM166 56V57H165ZM12 57V56H11ZM14 57H12L13 59H15V60H13L12 62H14L15 63V61L17 60L16 58H14ZM23 58V57H22ZM72 58H75L74 60L75 61H73L72 60ZM79 58V59H78ZM113 58V59H112ZM115 58V59H114ZM130 58V59H129ZM140 58H142V57H140ZM164 58V59H163ZM10 59V58H9ZM29 59V58H28ZM64 59V58H63ZM70 59V60H69ZM136 59V60H135ZM170 59H171V62H172V56H171V54H170ZM5 60H6V62H8V63H6L5 62ZM66 60H64V61H66ZM79 62H78V61ZM84 60V61H83ZM158 60H161V61H158ZM22 61V60H21ZM52 61V62H53ZM69 61H72V62H74L73 64L74 65H76V69H78L77 70V76H76V82H75V84H74V77H75V72H74V77L73 76H71V77H69L70 75H71V73L70 72H67V70L68 69H70V67H68L66 70L64 69V68H66L67 66H71L70 65V63L71 62H69ZM142 62V64L143 65H141V67H139L140 66V63ZM17 62V61H16ZM35 62V61H34ZM81 62V66L79 65V63ZM89 62V63H88ZM148 62V63H147ZM158 62V63H157ZM159 62H161L160 64H159ZM5 63V64H4ZM18 63V62H17ZM16 63V64H17ZM65 65V67L63 68V65ZM107 63L109 64V65H107ZM112 65H111V64ZM114 63V64H113ZM122 63V64H121ZM156 63H157V65H156ZM10 64L12 65V63H11V61H10ZM60 64L62 65V66H60ZM73 64H72V68L73 67H75V66H73ZM116 64V65H115ZM1 65H0V67H1ZM52 65V66H51ZM67 65V66H66ZM83 65V66H82ZM165 65V64H164ZM60 66V67H59ZM97 66V67H96ZM143 66L145 67V69L143 68ZM166 66H167V63H166ZM94 69H93V68ZM119 67V68H120ZM164 67V66H163ZM63 68V69H62ZM71 68V69H72ZM118 68V69H119ZM42 69V70H41ZM56 69V70H55ZM70 69V70H71ZM81 69V70H80ZM140 69H142V70H140ZM60 70H62V72L60 71ZM72 70H75V69H72ZM156 70V69H155ZM167 70V69H166ZM165 70V71H166ZM6 71H8V69L6 70ZM55 71V72H54ZM92 71H95L94 72V74L92 73ZM151 71V72H150ZM157 71V72H158ZM162 71V72H161ZM163 72V74H166L167 73V71L166 72ZM58 72H59V74H58ZM64 72V73H63ZM73 72V71H72ZM81 72V74H79ZM85 73V74H84ZM148 73H150V74H148ZM68 74V75H67ZM90 74H92L91 76H90ZM168 74V73H167ZM167 74L165 75L166 77H167ZM54 76H55V78H54ZM57 76V77H56ZM59 76V77H58ZM65 76V77H64ZM85 76V77H84ZM157 76L160 78H157ZM180 76H182L184 79H186V80H188V81H194V82H197L200 78H201V74H196V75H182V74H180ZM2 77H4V79L2 78ZM60 77H62V78H60ZM71 79V80H69V78ZM79 77V78H78ZM145 78L146 76L144 75V76H139V78ZM146 77V78H147ZM155 77V78H154ZM162 77V78H161ZM169 77V76H168ZM167 77V78H168ZM67 78V79H66ZM94 79V80H92V79ZM133 78H135V77H133ZM137 79H138V77H136ZM79 79V80H78ZM86 80V81H85ZM89 80V81H88ZM162 80H166L165 78L164 79H162ZM161 80V81H162ZM3 81V82H2ZM5 81L7 82L6 84H5ZM87 81H88V83H87ZM136 81V80H135ZM19 82V81H18ZM48 82V83H49ZM93 82V83H92ZM77 83V84H76ZM87 83V84H86ZM1 84H2V86L3 87H1ZM16 84V85H15ZM56 86H54V85ZM100 84V83H99ZM137 84V85H136ZM162 84V83H161ZM7 85L8 86H11V88H7ZM146 84L145 83H135V85L134 84H132V85H129V86H125L124 88H122V89H120V91H119V93L118 94H116L115 96H114V98H113V100H115L117 97H119L124 91H126V90H131V91H141L142 92V90L143 89H145L147 92H151V93H153V94H155L156 96H160L161 97V99L163 100V102H164V104H165V107H166V110H167V120H168V123H167V127H168V125H169V121H170V110H169V105H168V103H167V101H166V98L164 97V95H163V93L161 92V91H159V90H156L155 88H153V87H148L149 86V84H147L146 86H145ZM79 86V85H78ZM92 86V87H91ZM30 87V88H29ZM255 87V86H254ZM254 87L252 88H249L248 90H246L244 93H242V97H241V99H240V101H239V111H240V105L243 103V101L245 100V99H247L248 97H250V95H251V92L254 90ZM3 88H5V89H3ZM85 88V89H84ZM96 88V87H95ZM101 88V87H100ZM3 89V90H2ZM72 89V90H71ZM78 89V88H77ZM80 89V88H79ZM93 89H94V87H93ZM97 89V88H96ZM2 90V91H1ZM71 90V92H69ZM75 90V89H74ZM88 91V93H86V92H84V94H83V91ZM52 91V92H51ZM58 91V92H57ZM76 91H78V90H76ZM98 91H100L99 90V88H98ZM4 92V94H11V96H15V97H23L24 99H21V100H19L20 102L19 103H16V104H13L11 101H10V99H8V98H4L3 96V93ZM12 92V93H11ZM26 92H27V94H26ZM82 92V94H80ZM93 92V91H92ZM101 92V91H100ZM29 94V95H28ZM30 94H32V96L30 95ZM87 94H93L92 95V97L90 96V98H93V100L91 101L90 100V98L88 97V95ZM36 95V96H35ZM46 95H48V94H46ZM45 95V97H47ZM253 95V94H252ZM27 96V97H26ZM31 98H30V97ZM83 96H86V97H83ZM221 97V95H218V97ZM253 96H255V95H253ZM28 97L30 98L29 99V101H28ZM35 97V98H34ZM36 97L38 98V99H36ZM44 97V98H45ZM87 97L89 98V100L91 101V103H89L90 105H92V106H90V105H88V104H84V103H87V102H84L85 100V98L87 99ZM41 98V99H40ZM79 98V99H78ZM32 99V100H31ZM36 99V100H35ZM44 101H43V100ZM2 100V101H1ZM70 100H68L69 101V103H70ZM78 100V101H77ZM89 100H87L88 102H89ZM112 100V101H113ZM43 101V102H42ZM56 101H57V99H56ZM112 101H111V103H112ZM84 102V103H83ZM94 102V103H93ZM96 102V103H95ZM102 102V101H101ZM32 103V104H31ZM69 103H67V104H69ZM84 104V109L82 108L81 110L79 109L80 107H82L83 106V104ZM110 103V104H111ZM11 106H10V105ZM27 104V105H26ZM30 104H31V107H30ZM109 104V105H110ZM26 105V106H25ZM87 105V106H86ZM97 105V106H96ZM55 106V105H54ZM53 107V106H52ZM97 107V108H98ZM48 108V107H47ZM46 108V109H47ZM108 108H109V106H108ZM32 109V110H31ZM36 110V112L35 111H33V110ZM42 109V108H41ZM52 110H53V108H51ZM50 109V110H51ZM88 110V113L90 112V114H87V111ZM98 111V110H97ZM23 114V119L21 118V114ZM27 112V113H26ZM34 112L36 113V115H34L33 116V114H34ZM33 113V114H32ZM78 113H80V114H78ZM20 114V115H19ZM27 114V115H26ZM82 114V115H81ZM84 114V115H83ZM97 115V117H95L96 115ZM239 114L240 113H238V116H239ZM17 115H19V119H17ZM40 115V116H39ZM62 115V116H61ZM88 115H90V118H88L89 116ZM30 116V117H29ZM51 116V115H50ZM60 116V117H59ZM80 116V117H79ZM83 116V117H82ZM85 116V117H84ZM92 116V117H91ZM67 117V118H66ZM240 117V116H239ZM34 118V119H33ZM63 120H62V119ZM71 118H73L72 120H71ZM85 118V119H84ZM95 120H93V119ZM96 118V119H95ZM99 118V117H98ZM36 119V120H35ZM66 119L68 120V121H66ZM70 119V120H69ZM75 119V120H74ZM91 119V120H90ZM10 120H11V118H10ZM15 120V121H14ZM18 120V121H17ZM29 120V121H28ZM36 121L37 122V124H39L37 127H35V126H31L30 124H34L33 123V121ZM39 120V121H38ZM44 120H46V119H44ZM46 120V121H47ZM60 120H62V122H60ZM87 120H88V122H87ZM91 121V123H90V121ZM9 121V120H8ZM26 121H28V123L30 122V124H29V126H28V124H26ZM46 121H45V123H46ZM75 121V122H74ZM82 121V122H81ZM92 121H94V122H92ZM10 122H12V121H10ZM23 122H25V127H26V125H27V128H28V130L27 129H25V128H23L24 127V125L23 124H21V123H23ZM35 122V123H36ZM239 122H240V124H241V127H242V123H241V119L239 118ZM54 124V125H53ZM78 124H81V125H79L78 126ZM96 124V123H95ZM54 127H53V126ZM67 125H65L66 126V128L68 129V126ZM87 125V126H86ZM89 125V126H88ZM4 127V128H5ZM13 127V126H12ZM12 127H11V129H12ZM60 127V126H59ZM167 127H166V131H167ZM263 127H264V124H263ZM34 128V129H33ZM54 128H56V130L54 129ZM70 128V127H69ZM75 128V129H76ZM243 128V131H244V134L248 137V139L249 140H251L253 143H251V142H248L249 143V145L252 147L253 146V144L256 146V144L255 143H257V144H260V145H264V139H261L262 137H264V130L262 131V133L261 134H256L255 136H251L250 134H248L247 133V131L244 129V127H242ZM23 129V130H22ZM25 129V130H24ZM32 129V130H31ZM28 131V133H27V131ZM29 130H30V132H29ZM33 130H34V132H33ZM57 131V132H55V131ZM62 130V129H61ZM65 130V129H64ZM70 130H72V128H70ZM70 130L68 131V132H70ZM76 130V131H77ZM86 130V131H85ZM26 132V134L25 135H23L22 136V134H20L21 132ZM39 133H38V132ZM165 131V132H166ZM45 132L46 131H44V134H45ZM62 132H63V130H62ZM73 132V131H72ZM6 133V134H7ZM61 133V132H60ZM64 133H65V131H64ZM63 133V134H64ZM28 134V135H27ZM47 134V133H46ZM50 134H51V136H50ZM78 134V133H77ZM85 134V135H84ZM29 135H32L31 136V138H29L30 136ZM35 135V136H34ZM69 135L71 136V132L69 133ZM26 136H28V139L26 140ZM37 136V137H36ZM63 135L61 134V137H62ZM66 136V134L62 137V138H64ZM85 136H87L86 137V139H85ZM23 137V138H22ZM24 137H26L25 139H24ZM34 137V138H33ZM46 137H47V135H46ZM67 137H69L68 135H67ZM92 137V139H94V140H96L95 138H93ZM53 139H51L53 142H54V140ZM65 139H66V137H65ZM65 139H64V141H65ZM74 139H77V137H75ZM26 140V141H25ZM69 140V139H68ZM94 140H91L92 141V144L95 142ZM77 141V140H76ZM79 142H80V140H78ZM88 141H90V138H89V140ZM94 141V142H93ZM117 141V140H116ZM43 142V141H42ZM45 142H47V140H45ZM50 142V141H49ZM97 142V143H96ZM96 142L93 144V145H97L98 144V140H96ZM90 143V142H89ZM100 143V142H99ZM119 143V142H118ZM244 143H246V142H243V144ZM248 143H246L247 144V147L248 148H250V146H248ZM120 144V143H119ZM254 146V147H255ZM246 147V146H245ZM253 147V148H254ZM257 147V146H256ZM255 147V148H256ZM93 148H95V146H93ZM96 148L97 149H95V150H97V151H99L100 150V148H101V146H100V144L99 145H97L96 146ZM243 148H244V145H242V150H243ZM244 149L243 151H245V155L243 156V151L241 152V155L243 156V161H242V163L240 164L241 165V167H240V170H241V172H240V176L242 175V178H241V181H242V183L245 181V178H246V181H245V183H248V182H250L251 181V184L253 183L254 185L256 184V183H259V182H262V184H263V186H261L262 184L260 183V186H259V184H256L255 185V187L256 188H258V189H264V179L262 180V177H261V175H259V176H257L256 175V173L257 174H259L258 172H260L261 171V169H258V167L256 168V167H253V165H251V167H249V165L250 164H247V162L249 161L248 159H249V156H250V158H251V156H252V153H250V152H254L253 150L251 151V149L252 148H250V149ZM99 149V150H98ZM248 150H249V153H248ZM247 151V152H246ZM154 152V151H153ZM123 154H121V155H119V157H117V159L118 158H120V157H122L124 154H126L127 153V151H123L122 152ZM243 153V154H242ZM154 154H156L155 152H154ZM250 154V155H249ZM45 155V154H44ZM157 155V154H156ZM41 156H43V155H41ZM34 157H36L35 159L33 158V160H34V163L36 164V166H37V168H39V166H40V163H41V161H42V159L44 158V156L43 157H40V155H39V157H38V155L37 156H34ZM248 157V158H247ZM159 161H161L163 164H164V166L165 167H167L166 166V163H165V161L163 160V157L160 155H157V157H156ZM246 159V161H245V159ZM117 159H115L114 161H112V164L117 160ZM244 162L246 163V165L244 164ZM249 163V162H248ZM244 165V166H243ZM247 165H248V167H249V170H248V167H247ZM243 166V167H242ZM242 168V169H241ZM167 169H168V167H167ZM244 169V171H245V169H246V173H247V170H248V173H250V175H248V174H244L245 172L244 171H242ZM252 169V170H251ZM255 171H254V170ZM258 169V170H257ZM251 170V171H250ZM258 172H257V171ZM262 170H264V169H262ZM169 171V169L167 170V172ZM252 172H254V173H252ZM243 173V174H242ZM254 174V175H253ZM171 174H170V171H169V174L167 173V177L169 178V176H170ZM254 177L256 178L255 180H254ZM257 177H259V179L257 180ZM247 178H250V179H247ZM240 179V178H239ZM170 180V179H169ZM244 180V181H243ZM250 180V181H249ZM169 182V181H168ZM256 182V183H255ZM252 184V187H253V189H252V187H251V185H250V183H249V186H250V188L252 189V190H257L255 187H254V185ZM256 192V196H260V197H262L263 199H264V192L262 193L261 191H255ZM261 192V193H260ZM257 194H259V195H257ZM232 201H234V200H232ZM264 203V202H263ZM222 204H225L226 206H228V204L226 203V201H224V202H222ZM264 204H261L260 205V211H262L263 209H264ZM261 207H262V209H261ZM34 211H30V213H32L33 215H38L39 213H40V210L38 211V209H33ZM263 212V211H262ZM261 212V215L263 216L264 215V212L262 213ZM206 214V213H205ZM258 215L260 216V212H258ZM183 219V218H182ZM176 220V219H175ZM180 220V219H179ZM177 222V221H176ZM179 222V221H178ZM223 222H227V220L226 219H224L223 220ZM110 224V223H109ZM179 224V223H178ZM187 233H188V236H192L193 235V233L191 234L190 232H188V231H186ZM189 233H190V235H189ZM194 238H195V236H194ZM228 245V244H227ZM230 245V244H229Z\"/></svg>","mask_w":264,"mask_h":264},{"label":"water","instance_id":"95a60500","mask_svg":"<svg viewBox=\"0 0 264 264\" xmlns=\"http://www.w3.org/2000/svg\"><path fill=\"white\" fill-rule=\"evenodd\" d=\"M234 201H237V198L235 197L234 199H233ZM229 209V206H227V210Z\"/></svg>","mask_w":264,"mask_h":264}]
</instances>
